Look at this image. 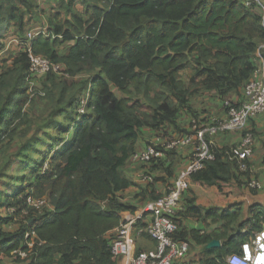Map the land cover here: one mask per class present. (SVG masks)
<instances>
[{"label": "trees", "instance_id": "1", "mask_svg": "<svg viewBox=\"0 0 264 264\" xmlns=\"http://www.w3.org/2000/svg\"><path fill=\"white\" fill-rule=\"evenodd\" d=\"M35 6L34 0H0V152L8 153L15 143V154L28 151L22 161L31 167L13 193L0 198V207L14 208L0 213V264H56L57 255L58 264H117L111 248L115 233H108L121 225L122 211L134 209L119 193L132 184L123 169L139 149L141 131L178 126L195 94L217 91L226 99L244 90L258 69L264 13L242 0H59L50 31L37 35L30 47L62 71L34 76L28 51L5 57L11 47L4 39L10 40L13 22L24 28ZM87 73V79L74 81ZM88 93L81 114L77 108ZM128 93L141 97L131 101ZM39 97L50 107L48 117L38 113ZM62 115L67 121L61 122ZM51 127L65 133L60 144ZM213 149L215 159L193 173L194 179L209 185L246 181L229 158L230 147ZM33 154L41 158L34 161ZM6 161L0 178L15 156ZM181 215L209 219L206 226L214 228H184ZM177 222L176 237L201 246L196 259L189 253L183 264H226L227 255L241 251L262 229L264 208L243 220L239 204L203 211L188 198ZM7 224L18 229L6 230ZM31 229L33 249L25 239ZM214 238L222 246L207 249ZM19 249L30 255L22 257ZM4 256L14 259L5 263Z\"/></svg>", "mask_w": 264, "mask_h": 264}, {"label": "built area", "instance_id": "2", "mask_svg": "<svg viewBox=\"0 0 264 264\" xmlns=\"http://www.w3.org/2000/svg\"><path fill=\"white\" fill-rule=\"evenodd\" d=\"M248 7H260L264 13V0H242ZM40 33L28 32L23 41V48L28 51L31 59L30 74L42 75L48 72L61 73L60 64L53 62L42 54L32 51L30 44ZM8 48V45H6ZM5 48V50H6ZM264 48V42L259 49ZM264 71V65L262 67ZM90 94L83 96L78 105L79 113H86ZM264 113V75L252 78L244 88V98L241 102L226 101L225 112L214 113L207 119L194 117L190 125V133L183 136L157 135L142 149H138L131 157L133 161L145 164L156 163L164 155L165 150H173L188 145L193 146L191 156L182 167L172 184L164 194L146 207L151 219L146 225L147 232L156 241V247L150 250L137 251L134 234V220L122 222L112 238L111 248L116 259L122 256L128 258V264H183L190 253L191 244L188 240L176 237L179 229L177 218L183 209V197L190 188V178L193 173L204 168L208 160L215 159L213 147L219 133L244 129L247 123ZM256 146L255 134L246 131L241 141L230 147L229 158L236 161L239 170L246 174L245 184L253 189H261L263 184L258 178H249L253 172L250 156ZM139 180L154 182L155 176L150 172L140 174ZM30 201H33L30 199ZM42 203L43 201H37ZM12 211L14 208H11ZM36 231L28 230L25 239L29 248H34ZM31 238V239H29ZM44 243L38 241V244ZM242 250L233 252L226 257V264H264V222L262 229L256 231L251 238L242 243ZM18 253L26 258L30 255L22 249Z\"/></svg>", "mask_w": 264, "mask_h": 264}, {"label": "crops", "instance_id": "3", "mask_svg": "<svg viewBox=\"0 0 264 264\" xmlns=\"http://www.w3.org/2000/svg\"><path fill=\"white\" fill-rule=\"evenodd\" d=\"M34 2L36 5L35 11L27 14L24 28L19 29L14 22L9 28L8 34H10V43L7 45L8 47L13 45V48H17L16 53L23 49V41L28 32L48 33L50 31L51 22L59 11V0H34ZM61 17H63V13L57 16L58 19ZM256 61L258 69L254 77H262L264 75V71H262L264 56L262 55V50L259 48L256 51ZM243 98V89L240 92L230 94L226 99H223L217 91L195 94L191 98L190 108L181 110L177 119L178 126L168 124L161 130L144 128L140 133L138 148L142 149L147 146L157 135L183 136L189 132L194 117L207 119L211 114H222L225 112L226 101L230 100L239 103ZM248 130L255 134L256 148L249 159L254 169L253 172L247 176L249 178H258L261 180L263 187L261 189H253L247 186L245 181L239 183L236 179L228 183L209 185L191 176L190 188L182 201L183 209L186 199L188 198H192L194 200V205L202 208L203 211L210 207L225 209L232 205L239 204L242 208V219L245 220L249 218L256 209L264 208V113L250 120L244 129L219 133L215 138V145L220 148L235 146L241 141L243 134ZM192 150L193 146L188 145L174 149L171 152H165L161 160L152 164H145L131 159L124 167L123 171L132 181V184L127 189L121 191L119 195L123 202L131 204L134 206V209L122 211L120 214L122 222L130 219L134 220L136 250H150L156 247V241L145 232V227L151 219L150 213L145 209L156 200L155 196L153 197L152 189L154 190V194L158 197L164 194L168 186L176 179L180 169L184 167L189 160ZM144 172L152 173L155 176V181L146 182L139 180L140 174ZM149 184L152 185L148 187ZM16 186L17 185L13 182H3L0 188L2 195L12 194ZM3 207H6L4 211H2L0 207V211L3 212L1 215L3 216L12 211V209L7 206L3 205ZM178 221L182 227L189 229L198 228L211 231L214 228L213 224L209 227L206 226V223L210 221L209 219H207L206 222L205 219L181 215ZM16 226L17 225L14 224H7L5 225V229L17 230L18 228H15ZM118 227L110 231L108 235L110 236L112 233H116ZM200 250L201 246L192 243L188 258L191 259V261L195 260ZM13 259V257H3L5 263H11ZM59 259L60 256L57 255L56 264H58ZM25 264H28V261H26ZM117 264H128V258L126 256L120 257L117 259Z\"/></svg>", "mask_w": 264, "mask_h": 264}, {"label": "rangeland", "instance_id": "4", "mask_svg": "<svg viewBox=\"0 0 264 264\" xmlns=\"http://www.w3.org/2000/svg\"><path fill=\"white\" fill-rule=\"evenodd\" d=\"M77 8L79 10L83 11V6L82 5H79L78 4L77 5ZM63 15H65L64 12H63ZM4 41L7 44L10 43V40L4 39ZM72 43H73L72 41H70V42H64L61 48L63 50H66L69 47V45L72 44ZM11 48L12 49H10L9 51L6 50L7 53L5 54V57H8L9 58L10 56H13L12 55V54H14L13 52H15L17 50V48H13V45H11ZM89 75H90V73H87V74H84V75H80L78 77H74V81L75 80H80V79H83V78H86L87 79L89 77ZM116 93L119 94L120 96L123 95L119 91H116ZM127 96L131 99V101H134V100L138 99L139 97H141V95H136L134 93H131V94L128 93ZM37 97L38 96L34 97V99L37 98ZM36 101H37V104H38L37 108L40 107V109H41V111H38V113L39 114H42V116L48 117L49 116L48 114L50 113V107L48 105H44V104H46V100H44L43 98H40L39 97ZM64 117L65 116L62 115L60 117L61 120L62 121H67V120H65ZM48 131L50 132V134L57 135L58 136V140L55 141L56 144H60V142H61V139L60 138L65 136V133L61 132L59 129H55L54 127H51ZM44 139H47L46 141L47 142H50V141H48L49 139L47 138V136ZM22 141L21 140H18L19 143L22 142ZM15 145L16 144L13 143L11 145V148L9 146L8 153H6V152H2L1 153L0 152V168L3 167V164H5V162H7L6 159L9 156H15V159H16V161L14 163L10 164V166L8 168L4 169V171H5L3 173L4 175H3V177L0 178V188H1V185H2L3 182H13V183H15V184L18 185L21 182L20 181V177L22 176V174H26L31 169V167H25L26 165H24L23 164V161H22L23 160L22 159L23 154H26L28 151H25L26 153H22V154L20 153V155L15 154V151L17 150V148H16L17 145H16V147H15ZM255 148H256V146H255ZM41 149L45 150V147H42V145H41ZM43 156H45V154H43ZM33 157H34V161H36L37 159L41 158V157H39V155L36 156L34 154H33ZM47 162L48 161H45L44 163L47 164ZM3 196L4 195L1 194L0 195V198H2ZM1 208H2L1 210L4 211L6 207H1ZM2 211H0V213H3ZM17 227H18V225L15 228H17ZM135 238H136V235H135ZM192 261H194V260H192Z\"/></svg>", "mask_w": 264, "mask_h": 264}, {"label": "water", "instance_id": "5", "mask_svg": "<svg viewBox=\"0 0 264 264\" xmlns=\"http://www.w3.org/2000/svg\"><path fill=\"white\" fill-rule=\"evenodd\" d=\"M222 246V241L220 239L214 238L208 244H206V248H217Z\"/></svg>", "mask_w": 264, "mask_h": 264}]
</instances>
